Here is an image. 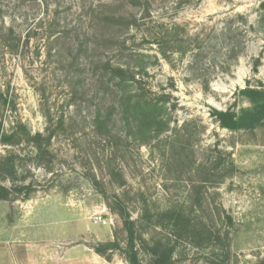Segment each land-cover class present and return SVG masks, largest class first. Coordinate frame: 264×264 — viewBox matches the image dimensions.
Wrapping results in <instances>:
<instances>
[{
    "label": "rangeland",
    "instance_id": "rangeland-1",
    "mask_svg": "<svg viewBox=\"0 0 264 264\" xmlns=\"http://www.w3.org/2000/svg\"><path fill=\"white\" fill-rule=\"evenodd\" d=\"M105 1L0 0V24L24 35L41 18L58 16L61 24L86 31L83 12ZM107 1L123 16L143 17L121 0ZM263 1L147 0L140 26L120 31L130 52L113 63L144 68L152 97L168 94L175 106L166 115L168 129L141 146L126 138L116 113L111 133L94 127L100 98L87 86L85 95L79 87L72 98L57 67L34 54L35 39L24 59L0 49V133L16 127L21 134L18 143L0 144V163L10 157L15 168L13 179L0 178L11 189L0 200V264H105L93 249L108 242L119 249L106 251V262L128 264L119 251L127 234L110 206L128 213L137 238L172 247L170 264H207L212 255L223 264H264V121L253 130L229 131L213 117L250 109L240 91L264 89ZM167 30L176 44L164 58L153 40ZM50 127L51 160L39 162L24 131L44 135ZM172 211L194 229L171 234L157 215ZM98 216L106 224H94ZM205 226L220 236L215 253ZM136 248L145 264L138 239Z\"/></svg>",
    "mask_w": 264,
    "mask_h": 264
},
{
    "label": "trees",
    "instance_id": "trees-1",
    "mask_svg": "<svg viewBox=\"0 0 264 264\" xmlns=\"http://www.w3.org/2000/svg\"><path fill=\"white\" fill-rule=\"evenodd\" d=\"M121 1L125 6L138 9L143 14L140 20L149 14L147 0ZM118 9L119 7L114 6L113 2L107 0L96 6H90L83 12V17L89 26L86 31H81L79 24H74L72 27H68L65 23L61 24L58 16H52L48 21L46 18H41L24 35H20L12 27L6 28L0 24V49L3 54L17 55L24 59L25 54L28 53L30 41L35 39L38 46L34 54L37 58L43 56L45 64H54L57 67L54 72L59 73L63 81L68 84V91L72 98L77 96L79 87L85 95L86 86L94 98H100L101 101L92 115L94 127L105 128L108 130L107 133H111L109 125L113 124V114L116 113L119 121L128 131L126 138L133 139L138 146H141L168 129L170 120L166 118V115L175 106L169 105L168 94L152 97V93L146 89L142 79L146 75L144 68L134 71L133 67L113 63V58L123 57L127 51L130 52V49L125 47V42L119 40L120 31L140 26L138 24L140 20H137L134 14L123 16L119 14ZM258 12V25L264 28V1L260 3ZM168 33L167 30L164 35L158 34L153 40L164 58H167L165 53L167 50L175 51L171 44L175 45L176 40L172 39L170 42ZM88 78L93 81L92 85L87 84ZM38 91L44 97L42 90L38 89ZM240 94L250 101L251 108L241 110L239 113L229 110L213 112V117L221 128L229 131L253 130L264 121V89L246 87L240 91ZM108 99H111L110 103L107 102ZM45 116L50 122L49 112H46ZM57 124V129L61 128L63 120L59 118ZM13 131L9 135L0 133V144H15L21 141L18 137V135L21 137V134L16 127ZM44 132L46 135L37 133L31 136L24 131L26 139L35 150V159L39 162L49 160L48 146L54 135L51 127L46 128ZM50 160L47 163H50ZM14 176L13 161L10 157L5 158L0 163V178L13 179ZM21 190L22 188H18L15 191ZM10 195L11 189L0 185V200H7ZM116 202L118 206H122L119 201ZM110 208L119 216L127 234L125 247L119 251L128 264H143L136 248L137 239L142 243L148 256L145 264L171 263L174 251L172 247L160 243L151 245L140 236L137 238L134 231L135 223L128 213L121 208L115 209L114 206ZM157 219L168 221L167 227L171 234L177 233L180 229L182 231L194 229L188 220L173 211L158 214ZM205 229L209 232L206 234L209 238L207 247L212 248L211 252L215 253L220 236L213 234L208 226H205ZM115 249H119L118 245L115 242H108L97 245L93 250L98 256L109 261L111 257L106 256V251ZM207 264H223V261L212 255Z\"/></svg>",
    "mask_w": 264,
    "mask_h": 264
},
{
    "label": "built area",
    "instance_id": "built-area-1",
    "mask_svg": "<svg viewBox=\"0 0 264 264\" xmlns=\"http://www.w3.org/2000/svg\"><path fill=\"white\" fill-rule=\"evenodd\" d=\"M106 224L105 220L102 219L101 216L95 217L94 218V224Z\"/></svg>",
    "mask_w": 264,
    "mask_h": 264
},
{
    "label": "crops",
    "instance_id": "crops-1",
    "mask_svg": "<svg viewBox=\"0 0 264 264\" xmlns=\"http://www.w3.org/2000/svg\"><path fill=\"white\" fill-rule=\"evenodd\" d=\"M98 257V256H97ZM100 258V257H99ZM105 264H108L106 261H103ZM99 264H101V263H99Z\"/></svg>",
    "mask_w": 264,
    "mask_h": 264
}]
</instances>
